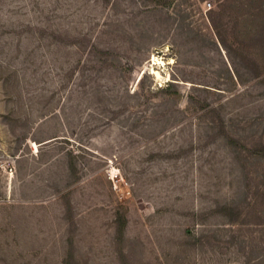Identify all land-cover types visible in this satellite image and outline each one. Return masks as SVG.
Returning a JSON list of instances; mask_svg holds the SVG:
<instances>
[{
	"label": "rangeland",
	"instance_id": "374dc122",
	"mask_svg": "<svg viewBox=\"0 0 264 264\" xmlns=\"http://www.w3.org/2000/svg\"><path fill=\"white\" fill-rule=\"evenodd\" d=\"M0 264H264V0H0Z\"/></svg>",
	"mask_w": 264,
	"mask_h": 264
},
{
	"label": "trees",
	"instance_id": "16d2710c",
	"mask_svg": "<svg viewBox=\"0 0 264 264\" xmlns=\"http://www.w3.org/2000/svg\"><path fill=\"white\" fill-rule=\"evenodd\" d=\"M242 214V213H241ZM239 216H241V215H239Z\"/></svg>",
	"mask_w": 264,
	"mask_h": 264
}]
</instances>
